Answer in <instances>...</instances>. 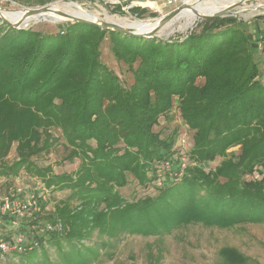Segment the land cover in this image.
<instances>
[{"label":"trees","instance_id":"1","mask_svg":"<svg viewBox=\"0 0 264 264\" xmlns=\"http://www.w3.org/2000/svg\"><path fill=\"white\" fill-rule=\"evenodd\" d=\"M200 26L181 40L163 41L70 22L47 34L0 20V177L24 171L79 202L73 208L61 201L42 218L52 226L59 221L58 232L32 230L39 220L33 217L29 243L10 251L14 264H93L108 246L91 241L94 231L111 238L163 235L188 224H264V83L255 60L264 34L259 24L233 16ZM106 39L132 74L127 88L100 59ZM174 99L193 131L180 179L168 176L179 168L175 132L162 137L153 130ZM60 138L65 158L80 161L74 173L55 174L34 162ZM13 145L15 158L7 163ZM217 158L213 170L203 168ZM164 160L170 169H160ZM159 174L153 197L127 201L118 192L129 178L155 185ZM222 257L227 264L238 259L232 250Z\"/></svg>","mask_w":264,"mask_h":264},{"label":"rangeland","instance_id":"2","mask_svg":"<svg viewBox=\"0 0 264 264\" xmlns=\"http://www.w3.org/2000/svg\"><path fill=\"white\" fill-rule=\"evenodd\" d=\"M36 1L0 0V7L9 9L10 11H2V13L7 14L18 9L55 5L61 2L68 4L77 3L80 11L83 13H101L106 11L108 15L127 18L132 22H154L169 11H172V7H163L162 3L158 0H139L142 5L146 6H138L140 8L138 12L132 10L122 11L118 7L111 8L106 5L104 0H49L44 5H39ZM232 3L235 2L228 0L221 1L214 9H209L204 14H213L221 11ZM140 10H143L142 14H139ZM233 12L236 14H233ZM192 15L190 17L192 19H188L186 16L176 19L172 30L167 35L159 34L160 36H164L162 40L165 41L169 38L181 40L191 32H198L201 26L197 27V24L203 20L195 21V13ZM229 15L236 16L248 22L250 27H255V25L259 24L263 29L264 0L244 1L240 7L231 11ZM43 18L37 23H30L25 29L30 28L34 31L54 34L60 25L63 26L67 22H57L54 19L50 20L48 16H44ZM185 24H187L185 29H178L181 25L184 26ZM258 49L255 54V60L260 70L259 81L264 83V51L262 50V46ZM100 59L109 70L119 77V81L123 87L127 88L132 84L131 72L113 58L109 51V42L107 39L101 47ZM197 83L201 84L202 80H198ZM153 130L159 132L162 137H166L175 132V148L184 146L185 149H188L192 143L193 131L187 129L181 120L175 99L170 111L159 118ZM53 133L56 136H60L59 131H54ZM237 149L238 147H235L229 151H237ZM67 152L63 146V140L60 138L47 153L35 158L34 162L38 167L51 168L55 174L74 173L78 169L80 161L78 159H74L73 161L67 160L65 158ZM14 158L15 145L11 147L6 162L11 163ZM165 161L167 160H164L161 164L163 165ZM220 161L221 159L217 158L213 162L205 163L203 168L206 171L213 170ZM163 168V166H160V169ZM250 178L248 177L247 179ZM157 187V181L155 185L139 186L135 180L129 178L127 185L118 189V192L125 200L134 201L148 196L153 197L158 193ZM17 189L21 191L18 192ZM0 195L2 197H9L12 201L17 202H27L32 198V201L35 203L34 209H28L22 214H18L15 209L13 211L14 213L6 214V216L0 218V234L3 235V238L6 237L9 240L8 250L5 249V251H2L0 249V264L17 263L18 258L14 257L13 259H9L10 251H13L19 234L22 235L23 246L29 243L31 240L29 237L30 234L28 235L26 232L29 233L31 223H35L33 217L36 216L34 219L37 221L38 218L39 220L37 221V225L32 227V230L34 228L37 230L36 227H40L45 228V231L58 232L61 227L59 221L56 225L52 226L49 221H45L42 218L47 213L54 211V207L61 201L68 200L67 202L70 207L73 208L79 206V202L76 199L69 198L70 192L68 190L50 191L43 189L41 188L40 180L24 171L19 172L15 177H0ZM20 225L27 226L24 232L19 233L18 227ZM91 241L98 243L106 241L108 244L106 248L101 250L100 259L93 264H227L222 257L224 250H232L238 256V259L231 263L228 262V264H264V224H235L225 229L205 227L201 224H188L174 228L169 233L163 235L144 236L139 234H125L111 238H108L105 234H97L94 231ZM88 243V241L85 242V244ZM45 249L49 259L53 262L57 261L55 249L48 245L45 246Z\"/></svg>","mask_w":264,"mask_h":264},{"label":"water","instance_id":"3","mask_svg":"<svg viewBox=\"0 0 264 264\" xmlns=\"http://www.w3.org/2000/svg\"><path fill=\"white\" fill-rule=\"evenodd\" d=\"M201 1L202 0H191L187 3L181 4L177 8H175L172 11H169L168 13L163 15L161 18L157 19L158 24H157L156 28H154L150 31H147V32H137L132 27H123L121 25L109 23L106 21H94V20H90V19L83 18L80 16H74V15L65 13V12H63L57 8H54L53 5H45V6H41V7L22 9V10L25 12L24 19L27 16H33V15L39 16V15H43V14L47 15L50 13V14H54L55 18H51L50 15H47L49 17V19L50 20L54 19V21H57V22L67 21V22H71V23L93 25V26L99 27L102 30L114 31V32L120 33V34L125 35V36H129V37L162 40V36H160L158 34L160 29L162 28V26H164L167 23H170L183 10L192 9V6H193L192 3H195V2L200 3ZM243 3H244V0H239L235 3L228 5L223 10L217 11L213 14H204L201 12L194 11L195 21L207 20V19H211V18H222V17L230 16L229 13L231 11L235 10L236 8L240 7ZM2 11H10V10L0 7V20L4 23H7L8 25H10L11 27H13L15 29H25L30 24V23H23L24 19L21 21H18V22L11 21L1 14ZM233 14H236V13L233 12ZM233 17H236V16H233Z\"/></svg>","mask_w":264,"mask_h":264},{"label":"bare ground","instance_id":"4","mask_svg":"<svg viewBox=\"0 0 264 264\" xmlns=\"http://www.w3.org/2000/svg\"><path fill=\"white\" fill-rule=\"evenodd\" d=\"M221 1H224V0H202L200 3H196V2L192 3L193 4L192 9L183 10L170 23H167L164 26H162V28L160 29L158 34L161 33L164 36L167 35L172 30V27L175 24L176 19L184 18L185 16L189 19L190 17L193 16L192 14H194V11L204 13L205 11H207L209 9H214L215 6L217 4H219V2H221ZM228 1L237 2L239 0H228ZM244 1H247V0H244ZM53 7L65 12V13L74 15V16H80V17L87 18V19L94 20V21H106L109 23L121 25L123 27H132L137 32L150 31V30L156 28V26L158 24V20H155L154 22H149V21L132 22V21H129L127 18H121V17L108 15L106 13V11L105 12L103 11L101 13H90V12L83 13L80 11V7L77 3L68 4L65 2H61V3L53 5ZM1 14L3 16H5L7 19L14 21V22L21 21L25 17V12L22 9H18V10L13 11V12H8L7 14H4V13H1ZM47 15H50L51 17L55 18L54 14L49 13ZM47 15L43 14V15H39V16H36V15L27 16L24 19L23 23L34 24V23H37L41 18H43L44 16H47ZM190 19H192V18H190ZM186 27H187V24H185L184 26L181 25L180 28H178V29L182 30V29H185ZM164 33H166V34H164ZM164 36H162V37H164Z\"/></svg>","mask_w":264,"mask_h":264},{"label":"built area","instance_id":"5","mask_svg":"<svg viewBox=\"0 0 264 264\" xmlns=\"http://www.w3.org/2000/svg\"><path fill=\"white\" fill-rule=\"evenodd\" d=\"M104 1L106 5L110 6L111 8L118 7L122 11H129L138 6H143V7L146 6V5H142V3L139 2V0H104ZM158 1L161 2L163 6L172 7V10H173L177 8L178 6H180L181 4L187 3L191 0H158ZM159 10H156V11H159ZM257 46L258 48H260L261 44L258 43ZM178 148H179V151H178L179 168L176 172L168 174V176L173 177L174 179H180L183 175V171L185 167L188 165L187 155H186L187 149H185L184 146L178 147ZM162 166L165 168V170H168L170 169L171 163L169 160H167L163 163ZM163 176L164 175L159 174L158 179H157L158 186L161 184ZM41 188L45 189L42 186ZM17 191L20 192L21 190L17 189ZM34 205L35 203L34 201H32V198L27 202H17V201H12L9 197H2L0 195V218H2L3 216H6V214L14 213L13 211L15 209L18 214H22L24 211H27L28 209H31V208L34 209ZM17 237H18V240L16 241L15 247L13 249L18 247V249L20 250L23 238L21 234H19ZM9 248H11V246H9ZM0 249L2 251H5V249L8 250V242H6L5 240H0Z\"/></svg>","mask_w":264,"mask_h":264},{"label":"crops","instance_id":"6","mask_svg":"<svg viewBox=\"0 0 264 264\" xmlns=\"http://www.w3.org/2000/svg\"><path fill=\"white\" fill-rule=\"evenodd\" d=\"M163 7H164V6H163ZM259 31H260V33H261V34H262V33L264 34V28H263V29H262V28H260V30H259ZM257 44H258V43H257Z\"/></svg>","mask_w":264,"mask_h":264}]
</instances>
